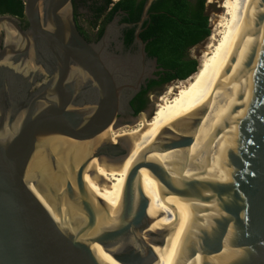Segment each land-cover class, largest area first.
Masks as SVG:
<instances>
[{"label": "water", "instance_id": "95a60500", "mask_svg": "<svg viewBox=\"0 0 264 264\" xmlns=\"http://www.w3.org/2000/svg\"><path fill=\"white\" fill-rule=\"evenodd\" d=\"M21 1L26 29L0 16V264H264V0L230 60L160 124L104 145L110 126L143 113L129 118L130 102L162 69L140 31L135 52L111 55L112 25L87 42L73 0ZM52 141L88 153L64 168ZM36 159L63 189L28 179ZM29 184L74 218L57 223Z\"/></svg>", "mask_w": 264, "mask_h": 264}, {"label": "bare ground", "instance_id": "6f19581e", "mask_svg": "<svg viewBox=\"0 0 264 264\" xmlns=\"http://www.w3.org/2000/svg\"><path fill=\"white\" fill-rule=\"evenodd\" d=\"M256 1L257 0H207L208 4L216 5L223 13L218 22L216 21L217 23L214 24V33L209 39L210 43L198 60L199 66L197 72L183 82H177L176 84H171L169 87L167 86L168 88H166L167 90L164 95L154 100V113L150 118L147 114L141 113L134 125L128 126L127 130L125 129L124 131L117 132L115 131L116 126L112 125L101 134L100 138L107 139L109 143L122 142L160 124L182 100L200 76L230 60L242 37L243 30L249 27ZM60 146L61 143L52 141L51 148L55 152H60L61 166L64 168H66L67 164L66 158L69 159L71 156V159L76 160L78 163L81 162L88 153L87 144L81 147L62 146V149H59L61 148ZM38 160L39 159H36L34 161L33 168L28 173V179L33 180L39 174L47 181L51 188L59 187L63 189L64 185L62 180L51 172L49 164H47L48 162L46 163V161L43 162ZM92 161L93 159H91L83 173L84 186ZM68 178L73 189L76 191V186L72 177L68 175ZM29 188L57 223L64 224L65 221H71V219L74 218L76 211L73 205L66 199L62 202L61 214L58 215L54 210L53 202L44 192L39 191L40 189L32 184H29Z\"/></svg>", "mask_w": 264, "mask_h": 264}, {"label": "trees", "instance_id": "16d2710c", "mask_svg": "<svg viewBox=\"0 0 264 264\" xmlns=\"http://www.w3.org/2000/svg\"><path fill=\"white\" fill-rule=\"evenodd\" d=\"M112 0H105L102 8L95 12L96 19L92 22V28L101 14H103ZM76 0H73L75 4ZM206 0H196L191 4L187 0H159L152 9L160 13L151 17L147 31L140 35L143 41H147L145 52L149 58H155L157 67L162 69L156 76L161 77L160 84L182 82L194 75L199 66L198 60L189 57V51L211 36L209 17L206 13ZM129 0H119L113 3V16L118 11L130 14ZM24 5L21 0H0V16L10 15L23 19ZM96 11V10H95ZM111 14L108 19H111ZM138 17L128 16L122 19L123 23L138 21ZM133 39V30L124 32V42L128 46ZM157 86L155 81H150L147 88H142L130 106L135 115L140 113L147 105L146 93L152 87Z\"/></svg>", "mask_w": 264, "mask_h": 264}, {"label": "flooded vegetation", "instance_id": "af4514ba", "mask_svg": "<svg viewBox=\"0 0 264 264\" xmlns=\"http://www.w3.org/2000/svg\"><path fill=\"white\" fill-rule=\"evenodd\" d=\"M119 0L116 1H111V4L108 6L107 10L101 14L97 20V24L95 28H92V22L96 19L95 12H97V9L102 8V6L105 3V0H76L75 5L73 4V9H74V20L78 29L79 34L89 43L93 44H99L102 41V38L108 28L109 25H112V38L111 40L105 45L106 50L113 55V50H117L119 46L121 45L122 51L125 53L129 51L130 53H133L136 51V47L134 45L135 42V33L137 31L139 32V39L145 44H147V41H143L140 38V35L143 34L144 32L147 31L148 24L144 26L145 22L150 21L151 17L160 13L161 11H154L152 7L156 5L157 1L159 0H154L151 4L150 7L147 9V12H145V6L149 0H129L130 4V14H125L122 11L116 12V14L113 16V3L118 2ZM191 6H193L196 2V0H187ZM78 10L76 9V6H78ZM96 10V11H95ZM78 11V12H77ZM111 14V19H108ZM146 14V18L143 21V23L140 25V22L142 20L143 15ZM133 16V17H138L137 22L133 23H123L122 19L124 17L128 16ZM18 19V18H17ZM20 27L24 30L27 28V22L25 18L23 19H18ZM116 22L117 27L119 28L118 30V38L117 40L113 41V22ZM128 24L131 27H126L125 25ZM128 30H133V39L131 43L126 46L124 42V32ZM0 47H1V41H0ZM158 73V72H157ZM157 73H154V78L148 80L145 84V87L147 88V84L150 81H155L157 86H152L146 93V99H147V105L146 107L141 111L144 112L147 109L148 103H149V98L152 93L158 92L160 89L165 87L169 83H163L160 84L161 77L156 76ZM139 114V113H138ZM137 114V115H138ZM137 115H129V118H134Z\"/></svg>", "mask_w": 264, "mask_h": 264}, {"label": "rangeland", "instance_id": "374dc122", "mask_svg": "<svg viewBox=\"0 0 264 264\" xmlns=\"http://www.w3.org/2000/svg\"><path fill=\"white\" fill-rule=\"evenodd\" d=\"M75 5V4H74ZM78 6H76V9L78 10ZM206 13L209 17V25H210V28H211V35L214 33L213 32V27H214V24L218 22V20L220 19L221 17V14L223 13L221 9H219L216 5H210L207 3V0H206ZM78 12V11H77ZM216 19V20H215ZM215 21V22H214ZM217 21V22H216ZM211 37V36H210ZM210 37L205 40L203 43H201L200 45L196 46V47H193L190 51H189V57L192 58V59H195V60H199L200 56L202 55V53L205 51V48L207 47V45L210 43L209 39ZM183 82V81H182ZM177 82H172V83H169L167 84L165 87H163L162 89H160L158 92L156 93H152L150 98H149V103H148V106H147V109L146 111H144L143 113H147L150 109L154 111V100H156L157 98H160L161 96L164 95V93L166 92V88H168L171 84H176ZM179 83V82H178ZM168 86V87H167ZM153 95V96H152ZM152 99V100H151ZM139 116V115H138ZM138 116L135 118V119H128L126 121H123V119H120L118 120V122H116L114 124L115 127V131L117 132H121V131H124L125 129L127 130L128 129V126H133L134 123L136 122ZM134 121V122H133ZM108 140L107 139H100V142H99V145H104V144H108L109 141L107 142ZM110 144V143H109Z\"/></svg>", "mask_w": 264, "mask_h": 264}, {"label": "built area", "instance_id": "2783aa9c", "mask_svg": "<svg viewBox=\"0 0 264 264\" xmlns=\"http://www.w3.org/2000/svg\"><path fill=\"white\" fill-rule=\"evenodd\" d=\"M113 1H116V0H113Z\"/></svg>", "mask_w": 264, "mask_h": 264}]
</instances>
